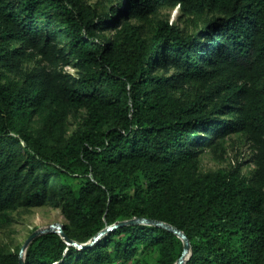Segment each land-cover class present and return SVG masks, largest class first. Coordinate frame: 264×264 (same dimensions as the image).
<instances>
[{"label":"trees","instance_id":"16d2710c","mask_svg":"<svg viewBox=\"0 0 264 264\" xmlns=\"http://www.w3.org/2000/svg\"><path fill=\"white\" fill-rule=\"evenodd\" d=\"M175 5L202 26L157 20L145 34L132 22ZM34 57L44 63L25 68ZM239 132L257 149L252 177L199 172V155ZM40 205L77 243L126 223L84 248L44 233L23 264H174L182 240L138 218L182 231L184 264H264V0H0V216Z\"/></svg>","mask_w":264,"mask_h":264},{"label":"rangeland","instance_id":"374dc122","mask_svg":"<svg viewBox=\"0 0 264 264\" xmlns=\"http://www.w3.org/2000/svg\"><path fill=\"white\" fill-rule=\"evenodd\" d=\"M114 0H87L98 10H107ZM157 20H167L185 33H190L202 26L203 18L184 14L180 8L175 6H163L158 11L150 15L145 22L132 19L133 23L142 26L145 34H149L151 28ZM106 37H111L113 32L107 30ZM40 57L29 58L24 61L23 66L32 68L44 61ZM63 69L74 72L70 65H63ZM173 70H169V73ZM6 72V71H5ZM158 73H162L161 70ZM7 77H12V74L6 72ZM185 88V87H184ZM194 87H188L181 90L183 97H191L194 92ZM179 93V92H178ZM82 110L70 114L63 121L66 135H69L81 122L83 117ZM42 114H37L32 122L31 128L36 133L43 125ZM225 117L226 116H221ZM257 152L252 140L248 138L246 133H233L217 141L207 147L198 158L199 172H207L214 170H228L235 166L240 167V171L247 178H251L255 170L254 155ZM79 182L75 181L74 183ZM66 219L62 216L60 210L51 205H40L33 207H18L13 210L6 211L0 216V251L18 252L24 241L29 235L38 229L48 227L52 224H64ZM154 255H148L147 261L152 263Z\"/></svg>","mask_w":264,"mask_h":264},{"label":"water","instance_id":"95a60500","mask_svg":"<svg viewBox=\"0 0 264 264\" xmlns=\"http://www.w3.org/2000/svg\"><path fill=\"white\" fill-rule=\"evenodd\" d=\"M130 222H154V223H157V224H161L163 226H165L166 228L170 229L171 231H173L178 238H180L183 242V249H182V252H181V255L180 257L175 261L174 264H184V262L186 261V259L188 258V255L190 254V245H189V242H188V239L186 237V235L178 230L177 228H174L168 224H165V223H161V222H157V221H153V220H150V219H146V218H138V219H135V220H131ZM126 222H119L117 224H114V225H111V226H108L106 227L105 229H103L102 231H100L98 234H96L93 238H91L88 242L86 243H77V242H74V241H71L70 239H68L64 232H63V229H62V224H58V223H55V224H52L48 227H45V228H42V229H38V230H35L33 231L29 237L24 241L23 245L21 246L20 248V251H19V264H23V257H24V254H25V251H26V248L27 246L30 244V242L36 238L37 236L39 235H42L44 233H49V232H56L58 233L68 244H72V245H75L76 247L78 248H84V247H87L89 245H92L94 242H96L102 235H104L106 232L112 230L113 228H116V227H119L121 226L122 224H124Z\"/></svg>","mask_w":264,"mask_h":264}]
</instances>
